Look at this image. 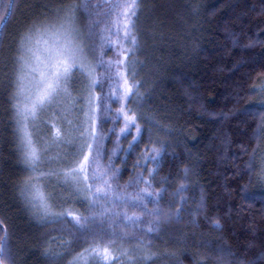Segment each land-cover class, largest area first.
<instances>
[{
	"label": "trees",
	"instance_id": "16d2710c",
	"mask_svg": "<svg viewBox=\"0 0 264 264\" xmlns=\"http://www.w3.org/2000/svg\"><path fill=\"white\" fill-rule=\"evenodd\" d=\"M49 2L55 10L79 5L81 0ZM35 3L0 0V14L9 4L12 12L3 31L6 59L12 55L22 22L35 10ZM104 13V0H88V7L77 13L83 30L88 27L87 16L99 22L94 25L98 57L101 37L108 35ZM137 31L140 50L136 60L143 62V68L136 79L141 82L144 101L139 110L127 106L138 116L154 118L173 131L169 137H151L166 146L155 171L152 161L139 167L145 164V149L158 145L149 142L146 130L129 150L137 133L134 126L130 134L121 133V102H96L103 105L96 110L100 163L111 165L116 172L118 193L131 199L144 189L143 183L127 187L138 176L149 181L148 191L153 193L145 197L143 211L132 205L116 207L115 203L104 204L98 211L107 208L121 217L140 216L138 223L145 231L151 221L163 217L154 238L143 241L161 254L157 264H192L194 255L199 264L209 249L212 255L206 264H264V179L258 171L248 173V156L243 153L248 146L249 152L258 147L264 155V128L259 141L254 139L264 114L260 118L248 114L264 108V92L259 90L264 84V0H145ZM114 54L113 48L105 47L102 58L107 61ZM82 89L77 85V94ZM110 90L105 81L91 95L107 97ZM6 101V95L0 99V221L6 228V264H49L44 253L50 247L58 250L56 229L60 226L44 227L34 221L18 199L23 173L14 151ZM138 123L145 127L142 119ZM72 208L87 214L79 204ZM214 219H219V229L212 227ZM109 224L106 220L104 227L109 232L124 230ZM131 231L139 237L138 228ZM52 236L57 238L56 245L51 243ZM201 243L205 247H199ZM134 244L135 240L123 245L116 242L118 248ZM62 264H67V259Z\"/></svg>",
	"mask_w": 264,
	"mask_h": 264
},
{
	"label": "snow or ice",
	"instance_id": "6c2138e0",
	"mask_svg": "<svg viewBox=\"0 0 264 264\" xmlns=\"http://www.w3.org/2000/svg\"><path fill=\"white\" fill-rule=\"evenodd\" d=\"M14 3V0H12ZM63 3L64 0H54ZM145 0H104L106 27L108 33L102 36L99 47L101 56H97L96 31L91 21L87 30L77 23L80 8L88 7V0H81L79 5H68L53 10L49 0H36L34 11L22 22L14 51L7 59L3 54V31L11 16V4L0 14V99L7 96V114L12 129L13 146L23 178L17 186L18 199L29 216L44 227L60 226L56 230L60 235L59 248L51 247L44 255L49 264H157L161 254L144 244L151 240L160 228L163 217L150 222L145 231L138 223L140 216L121 217V214L109 213V209L98 211L104 204L115 203L116 207L132 205L143 211L145 197H152L148 191V180L141 176L134 179L127 187L143 183L145 188L129 199L118 193L116 172L111 165L103 167L100 163L99 135L96 110L102 104L96 102L115 100L121 102L118 114L124 118L122 134H130L134 126L137 135L132 138L129 150L142 139L143 133L149 132V142L158 145L145 149L142 159L146 167L148 161L159 162L162 152L166 151L165 142L153 141L151 137H169L172 128L164 126L154 118H143L135 109L143 107L140 81L136 79L142 70L143 62H137L140 50L137 24L139 13ZM105 47L113 48L112 59L102 58ZM108 81L111 90L107 97L92 96L98 87ZM77 85H82V92L77 94ZM264 92V84L260 85ZM253 118H260L264 108L248 113ZM143 120L141 127L138 120ZM264 128V118L254 132V139L259 141ZM248 156V173L259 172L264 179V155L258 147L251 152L248 146L243 149ZM153 172H149L152 177ZM183 187V185H182ZM57 190L61 195L57 196ZM66 194V195H65ZM79 204L87 209V214L73 210L72 205ZM180 211L179 209L177 210ZM155 214V213H152ZM124 229L117 232L115 228ZM120 221V223H117ZM213 228H220L219 219L210 221ZM124 226H129L125 228ZM131 228L139 229L137 233ZM0 264H6V228L0 221ZM65 235L69 239H64ZM135 244L132 247L118 248L120 241ZM52 245L57 238L51 237ZM76 244L82 246L77 250ZM199 247L205 245L201 243ZM220 253L224 250L220 249ZM212 255L201 256L199 264H206ZM192 264H197L194 255Z\"/></svg>",
	"mask_w": 264,
	"mask_h": 264
},
{
	"label": "rangeland",
	"instance_id": "374dc122",
	"mask_svg": "<svg viewBox=\"0 0 264 264\" xmlns=\"http://www.w3.org/2000/svg\"><path fill=\"white\" fill-rule=\"evenodd\" d=\"M90 22H91V18H90V16H87L86 17V25L88 26Z\"/></svg>",
	"mask_w": 264,
	"mask_h": 264
}]
</instances>
